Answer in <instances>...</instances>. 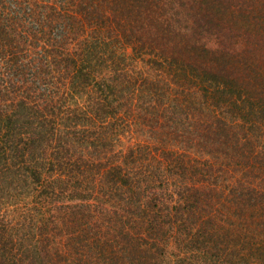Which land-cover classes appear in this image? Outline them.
<instances>
[{"label": "trees", "instance_id": "1", "mask_svg": "<svg viewBox=\"0 0 264 264\" xmlns=\"http://www.w3.org/2000/svg\"><path fill=\"white\" fill-rule=\"evenodd\" d=\"M0 264H264V0H0Z\"/></svg>", "mask_w": 264, "mask_h": 264}]
</instances>
